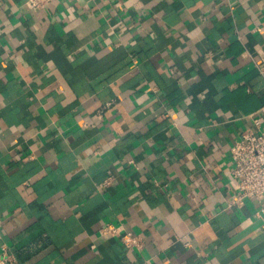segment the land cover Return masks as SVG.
Segmentation results:
<instances>
[{
    "label": "crops",
    "instance_id": "0c3cea01",
    "mask_svg": "<svg viewBox=\"0 0 264 264\" xmlns=\"http://www.w3.org/2000/svg\"><path fill=\"white\" fill-rule=\"evenodd\" d=\"M26 1L0 0V253L264 264L262 205L231 204L230 155L264 130V0Z\"/></svg>",
    "mask_w": 264,
    "mask_h": 264
},
{
    "label": "built area",
    "instance_id": "2783aa9c",
    "mask_svg": "<svg viewBox=\"0 0 264 264\" xmlns=\"http://www.w3.org/2000/svg\"><path fill=\"white\" fill-rule=\"evenodd\" d=\"M57 1L27 0L26 6L41 10ZM115 1L121 2V0ZM258 71L264 77V67L259 66ZM259 112L264 116V105ZM260 124L256 121V129H246L242 132L231 147L230 155L233 165L231 177L235 181L233 191L236 195V200H232L231 204L235 205L245 198H253L261 203L264 213V130L260 128ZM101 235L106 238L120 239L127 249L143 248V241L120 225H106L101 230ZM0 264H17V260L3 249L0 253Z\"/></svg>",
    "mask_w": 264,
    "mask_h": 264
}]
</instances>
